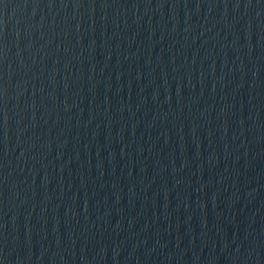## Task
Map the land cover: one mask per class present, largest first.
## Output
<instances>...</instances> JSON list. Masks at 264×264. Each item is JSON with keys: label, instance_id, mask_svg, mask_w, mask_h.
Returning a JSON list of instances; mask_svg holds the SVG:
<instances>
[{"label": "water", "instance_id": "obj_1", "mask_svg": "<svg viewBox=\"0 0 264 264\" xmlns=\"http://www.w3.org/2000/svg\"><path fill=\"white\" fill-rule=\"evenodd\" d=\"M0 264H264V0H0Z\"/></svg>", "mask_w": 264, "mask_h": 264}]
</instances>
